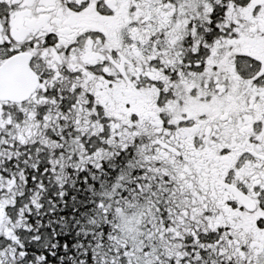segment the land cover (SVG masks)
Listing matches in <instances>:
<instances>
[{"label": "snow or ice", "instance_id": "snow-or-ice-1", "mask_svg": "<svg viewBox=\"0 0 264 264\" xmlns=\"http://www.w3.org/2000/svg\"><path fill=\"white\" fill-rule=\"evenodd\" d=\"M0 264H264V0H0Z\"/></svg>", "mask_w": 264, "mask_h": 264}]
</instances>
